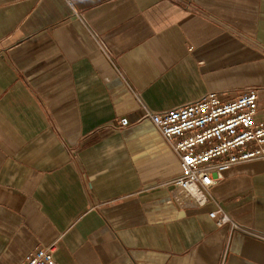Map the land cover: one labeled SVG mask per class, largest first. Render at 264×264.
<instances>
[{"label":"crops","instance_id":"1","mask_svg":"<svg viewBox=\"0 0 264 264\" xmlns=\"http://www.w3.org/2000/svg\"><path fill=\"white\" fill-rule=\"evenodd\" d=\"M246 86L264 121V0H0V264L54 242L59 264H264V240L208 215L264 235V159L184 207L145 116Z\"/></svg>","mask_w":264,"mask_h":264},{"label":"built area","instance_id":"2","mask_svg":"<svg viewBox=\"0 0 264 264\" xmlns=\"http://www.w3.org/2000/svg\"><path fill=\"white\" fill-rule=\"evenodd\" d=\"M73 13L86 24V18L71 1ZM98 46L107 56L110 50L99 33L87 25ZM259 88L243 87L231 99H223L217 91L173 108L152 111L145 116L159 130L176 153L180 173L170 180L171 194L184 207L202 208L212 200V188L237 164L264 159V121H257ZM131 123L128 118L107 125L123 130ZM219 227L229 233H241L264 240L260 232L238 223L222 208L208 213ZM57 244L38 248L23 264H59Z\"/></svg>","mask_w":264,"mask_h":264}]
</instances>
